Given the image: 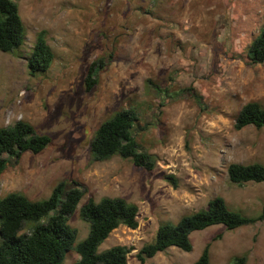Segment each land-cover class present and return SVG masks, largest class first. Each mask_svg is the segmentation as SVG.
I'll return each mask as SVG.
<instances>
[{"label":"rangeland","instance_id":"obj_1","mask_svg":"<svg viewBox=\"0 0 264 264\" xmlns=\"http://www.w3.org/2000/svg\"><path fill=\"white\" fill-rule=\"evenodd\" d=\"M13 1L26 38L20 49L0 51V128L23 120L52 144L9 162L0 199L17 193L41 201L63 181L84 190L69 219L78 241L89 233L80 217L89 199L137 204V229L120 226L100 246L132 248L128 264H141L136 255L155 241L160 225L205 209L215 197L247 217L260 214L264 183L234 184L227 168L264 165V128L235 127L247 103L264 108V63L248 57L264 30V0ZM40 33L55 61L33 77L27 58ZM99 60L105 66L87 92L88 68ZM123 109L134 113L141 151L156 156L151 172L119 156H91L98 127ZM167 174L178 179L177 189L162 179ZM191 241V252L172 247L145 264H195L207 244L211 264H232L241 256L246 264H264L261 222L235 230L211 226L194 232ZM78 259L72 251L63 264Z\"/></svg>","mask_w":264,"mask_h":264},{"label":"trees","instance_id":"obj_2","mask_svg":"<svg viewBox=\"0 0 264 264\" xmlns=\"http://www.w3.org/2000/svg\"><path fill=\"white\" fill-rule=\"evenodd\" d=\"M25 38L26 29L18 5L13 0H0V51L11 53L20 49ZM248 57L254 64L264 63V30L252 41ZM54 61L55 54L40 33L27 58L30 76L48 71ZM104 66L101 60L89 66L85 78L87 92L97 84V75ZM135 120L132 110L123 109L101 123L90 143L92 158L103 161L119 156L136 168L153 171L156 156L141 151L135 136ZM248 126L264 128V108L257 102L244 105L236 118V129ZM51 144L49 135L37 133L32 124L23 120L0 128V177L11 160L19 161L26 152L39 154ZM227 174L230 182L238 185L264 183V165L260 163H231ZM162 179L174 189L179 187L178 179L172 174ZM84 195V190L68 188L63 181L41 201H31L17 193L0 199V264H63L72 251L79 256L73 264H128L132 248L117 245L100 251V246L120 226L137 229L138 205L117 197H104L98 202L89 199L80 209L81 219L89 224V233L78 241V231L69 224V219ZM258 222L264 224V204L257 217H247L230 209L222 197H215L205 209L185 215L175 223L160 225L155 241L145 244L136 257L145 264L172 247L188 253L193 249L191 235L194 232L215 225L235 230ZM26 226L28 231L24 233ZM195 264H211L210 244L204 247ZM232 264H246V257H236Z\"/></svg>","mask_w":264,"mask_h":264}]
</instances>
